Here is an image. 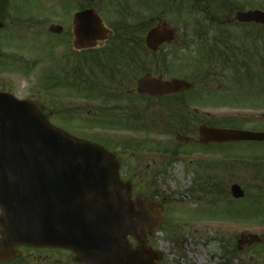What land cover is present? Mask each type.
Returning <instances> with one entry per match:
<instances>
[{
    "label": "rangeland",
    "instance_id": "rangeland-1",
    "mask_svg": "<svg viewBox=\"0 0 264 264\" xmlns=\"http://www.w3.org/2000/svg\"><path fill=\"white\" fill-rule=\"evenodd\" d=\"M186 1L182 0L183 11H178L177 14L171 13V9L163 11L160 8L153 10L152 14L154 17L162 15L172 27L183 30L186 34L187 44L183 51L177 46L163 47V56L168 57L179 50V58L159 60L154 70L164 74L165 78H187L196 84V90L187 95L188 99L192 98L188 107V114L194 125L190 134L193 137L191 143H179L173 133L174 127L163 129L160 125H156L161 128L159 133L127 128L105 130L99 126L92 131L83 130L86 135L78 136L103 145L104 138L117 139L120 142L131 139L129 143L133 144V147L137 143L146 144L144 141L159 144L161 150L151 143L140 150H123L120 145H111L109 148L118 154L122 164L121 175L134 183L135 195H140L148 202L154 201L164 205L162 225L152 234V243L163 252L162 264H264L262 246H246L239 250V253L235 251L236 241L241 233L264 231L262 226L257 225L259 221L255 220L261 216H257L258 203L249 201V197L241 201L234 200L230 192L228 193L231 184L236 182L241 184L247 193L254 191L251 171L254 165L251 166L249 162L257 156L264 157V143L245 142L224 147L213 146L204 150L197 142L199 123L205 115L215 118L239 117L243 120L241 122L244 128L264 132V118L261 117L264 114V75L258 71L259 74L253 75L252 83L245 81L240 85L239 74L235 72L237 84L234 85L232 70L222 68L220 62L208 56L206 51L219 40L221 30H225L230 36L229 46L233 49L237 43L240 47L244 45L247 54L254 52L263 56L264 29L255 32L251 37H245L241 33L247 27L234 20L237 10L232 9L229 12L222 9L216 13L212 12V6L223 4L222 0H209L211 12H203L199 7L194 10L192 5H185ZM231 1L236 3L235 8L245 5L248 6L246 8L257 6L256 8L264 10V0ZM8 8L14 19L22 17V11L44 17L54 10L64 12L62 9L65 8V1L12 0ZM208 15L220 17L218 19L222 23L210 25ZM58 20L60 17H55L54 21ZM4 24L5 28L0 30V88L5 87L20 98L34 95L42 99L45 86L43 74L47 66L38 65L39 56L33 51L37 46L42 48L43 39L36 31L30 32L24 26L15 25L11 30L10 19L4 20ZM252 37L254 42L251 44L240 43L241 39L249 41ZM257 64L260 65L259 62ZM43 67L44 71L40 76L39 72ZM241 78L245 79L244 76ZM205 84H208L209 88L212 87V91L198 96L197 92L199 93L201 86ZM130 106H137L145 113L150 105H143V100L135 96ZM151 112L149 119L158 120V124L161 121H170V115L158 108L156 115L155 110ZM173 124L172 120L171 125ZM171 146L189 154L181 155L180 159H173L162 151ZM240 157H244L243 160ZM235 158H238L237 164L231 167L230 163ZM203 161L207 162L209 167L198 165V162ZM218 177L226 178L223 188L229 194V199L217 195L215 184L222 183ZM202 185L204 187L198 190L197 187ZM259 207L264 208L261 204Z\"/></svg>",
    "mask_w": 264,
    "mask_h": 264
},
{
    "label": "water",
    "instance_id": "water-1",
    "mask_svg": "<svg viewBox=\"0 0 264 264\" xmlns=\"http://www.w3.org/2000/svg\"><path fill=\"white\" fill-rule=\"evenodd\" d=\"M236 20L264 24V11H239ZM75 21L77 47L94 46L106 37L107 31L94 10L77 14ZM172 36L173 31L164 22L162 29L154 27L146 40L156 50ZM138 84L141 94L154 96L192 86L189 81H163L151 74ZM199 134L201 143L264 141L263 132L206 125L201 126ZM178 139L188 140L181 135ZM119 169L120 162L113 153L57 128L38 103L0 92V206L4 210L0 251L6 250L9 242L76 249L81 243L102 241L107 264H147L143 257L148 253L138 231L140 227L160 226L163 207L140 197L132 201V185L122 182ZM232 194L237 199L244 196V190L235 184ZM136 204L139 209H135ZM130 235L139 240L141 249L130 247ZM238 242L242 248L261 240L249 233L242 234ZM162 258L157 252L149 262L159 264Z\"/></svg>",
    "mask_w": 264,
    "mask_h": 264
},
{
    "label": "flooded vegetation",
    "instance_id": "flooded-vegetation-1",
    "mask_svg": "<svg viewBox=\"0 0 264 264\" xmlns=\"http://www.w3.org/2000/svg\"><path fill=\"white\" fill-rule=\"evenodd\" d=\"M64 1V12L54 10L44 17L22 11L27 16L14 19L9 9L0 8V20L4 23V20L10 19L11 29L15 25L24 26L30 32L36 31L43 39L42 48L37 46L33 53L39 56L38 65L47 66L43 74L44 96L38 99L31 95V98L43 105L49 120L78 136L84 134L83 130H95L101 122L105 129L128 127L131 112L141 111L137 106H130L135 96L143 99L149 97L146 100L152 108L146 109L145 116H151L153 110L156 115L158 107L167 109V114L178 108V100L184 99L183 96L179 98V93L167 95L162 100V97L143 96L137 92L138 78L147 71L144 68H153L159 60L176 59L181 54L178 50L167 57L162 55L163 50L153 51L148 47L143 35L146 36L154 26L161 28L164 22V19L153 17L150 0ZM88 8L99 12L109 34L95 48L77 49L75 16ZM55 17H60V20L55 22ZM55 25L60 26L59 31L54 30ZM170 28L174 30L173 41L165 45L171 48L177 46L183 51L187 44L186 34L176 27ZM43 71L44 67L39 72L40 76ZM185 99L189 106L191 98ZM146 120L153 122L156 119L146 117ZM193 127L190 119L184 124L183 133H190ZM191 141L185 143L190 144ZM136 197L133 188V199ZM135 208L139 206L135 205ZM2 213L0 207V217ZM152 234L153 231L148 227H140L138 232L143 246L149 252L148 259L158 249L152 243ZM3 237L0 224V239ZM130 241L132 247L139 248L135 237H130ZM102 252L90 247H76L74 250L68 247L11 243L2 252L4 256L0 257V264H96V258L101 262L105 260L107 264Z\"/></svg>",
    "mask_w": 264,
    "mask_h": 264
},
{
    "label": "trees",
    "instance_id": "trees-1",
    "mask_svg": "<svg viewBox=\"0 0 264 264\" xmlns=\"http://www.w3.org/2000/svg\"><path fill=\"white\" fill-rule=\"evenodd\" d=\"M9 1L10 0H0V3L1 5H4L8 3ZM222 1L224 2L223 4L218 3L217 6H212V12L216 13L218 12V10H222V9H225L231 12L232 9L239 10L240 8H242L241 6L235 8L236 3H234L231 0H222ZM208 2L209 0H187L185 2V5L188 6L187 4H190L192 5V7H194V9H196L197 7H200L201 10H203V12H208V11L211 12L210 3ZM218 18L220 17H217L215 15L209 17L208 15L207 20H209L210 25H218L222 23V21H220V19ZM244 26L247 28L244 31H242L241 34L245 35V37H251L253 36L255 32L258 33L259 30L264 29V25L261 26V25L254 24V23H251L250 25L244 24ZM220 36L221 37H219V40L216 41V43L212 44L211 46L212 49L210 48L211 49L210 50L208 48L207 55L211 56V58H215L216 60H219L221 62L222 68L230 69V70L232 69L235 79H236L235 72H237L239 74L238 83L240 85L243 84L245 81L252 83L253 82L252 77L254 74L260 73L261 75H264V54L263 56H260L254 52H252L251 54H247V51L245 50L244 45L240 47L239 44L237 43H235L236 48L233 49L231 46H229L230 36H228L227 33H225V30H221ZM241 42L243 43L249 42V44H251V42H254V41L252 37V39L249 41H245V39H241L240 43ZM212 51L214 53H212ZM257 62H259L260 65H258ZM242 76H244L245 79H242L241 78ZM175 115H176V119L179 120V123H181L182 120L184 119V114H183L181 107H179L178 110H176ZM215 123H220V124H224L230 127H234V126H239L242 122H240L238 119L233 117V118L218 120V121H215ZM182 129H183L182 126H179V130H182ZM253 190L254 191H249V198H252V201L254 203H258L259 212L257 216L261 215L260 218H256V220H258L259 223L264 224V208L259 207L260 204L263 205L264 207V185L258 184V186H255Z\"/></svg>",
    "mask_w": 264,
    "mask_h": 264
}]
</instances>
